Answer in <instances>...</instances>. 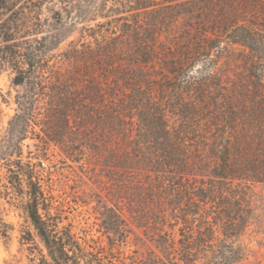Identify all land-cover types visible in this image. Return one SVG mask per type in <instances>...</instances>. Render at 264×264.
<instances>
[{"label": "trees", "instance_id": "1", "mask_svg": "<svg viewBox=\"0 0 264 264\" xmlns=\"http://www.w3.org/2000/svg\"><path fill=\"white\" fill-rule=\"evenodd\" d=\"M62 13L81 27L57 53ZM234 47L263 82L264 0H0V73L18 89L0 135V196L26 214L28 264H242L246 191L264 185V90L238 105L210 91L211 56ZM200 57L209 70L189 81ZM51 144L105 180L107 242L66 222L44 165ZM125 214L153 243L146 260L120 251L134 234Z\"/></svg>", "mask_w": 264, "mask_h": 264}, {"label": "rangeland", "instance_id": "2", "mask_svg": "<svg viewBox=\"0 0 264 264\" xmlns=\"http://www.w3.org/2000/svg\"><path fill=\"white\" fill-rule=\"evenodd\" d=\"M45 15V14H44ZM47 16V14H46ZM61 35L63 42L57 53L68 51L74 48V41L79 39V29L81 25L74 28V13L69 16L62 13ZM103 19L97 18L96 22L88 23L90 26ZM86 24V25H88ZM223 45V44H222ZM240 48L234 47L230 52L223 53L217 60L212 55L216 68L214 78L210 83V91L227 94L236 97V104L242 100L238 98L242 92L254 91L255 87L264 90V81L258 82L243 68L240 61ZM194 67L188 72L189 81L202 77L209 70V62L204 57H200ZM8 72L0 73V135H2L9 119L15 114V104L13 99L18 91L11 86ZM166 122L172 127L177 119L172 114H166ZM73 126V122H71ZM74 139V136H72ZM34 140H26L23 143V154L34 152ZM45 167L52 173L51 180L54 195L64 199L66 222L74 225V231L83 237L100 238L107 242L103 236L101 219L103 215L110 214L105 210L106 206L111 207L106 199L105 180L95 175L89 169H82L74 162L68 160L57 146L51 144L47 151ZM2 176V171H0ZM3 181H0V186ZM0 187V192L3 193ZM247 192L248 201L252 208V219L245 232L234 242L243 249L244 260L242 264H264V185H253ZM0 233L6 231L7 238L0 234V264H28L27 252L22 247L21 235L32 229L22 209L21 203L9 201L0 196ZM127 221V226L134 230L130 233L126 244L118 242L121 253L134 259L133 251H137V256L146 260L148 253L154 250L153 243L144 237L140 230H135L128 215L123 217ZM138 236V237H137ZM129 262V261H128Z\"/></svg>", "mask_w": 264, "mask_h": 264}]
</instances>
